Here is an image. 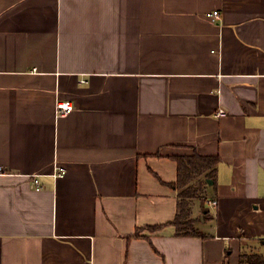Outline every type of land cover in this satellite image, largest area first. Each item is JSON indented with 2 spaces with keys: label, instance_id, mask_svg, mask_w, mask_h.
<instances>
[{
  "label": "crops",
  "instance_id": "0c3cea01",
  "mask_svg": "<svg viewBox=\"0 0 264 264\" xmlns=\"http://www.w3.org/2000/svg\"><path fill=\"white\" fill-rule=\"evenodd\" d=\"M58 98L73 110L56 116ZM194 153L220 159L182 234L173 157ZM252 254L264 256V0H0V264Z\"/></svg>",
  "mask_w": 264,
  "mask_h": 264
},
{
  "label": "trees",
  "instance_id": "16d2710c",
  "mask_svg": "<svg viewBox=\"0 0 264 264\" xmlns=\"http://www.w3.org/2000/svg\"><path fill=\"white\" fill-rule=\"evenodd\" d=\"M178 163V178L175 187L178 190L177 214L173 223L182 234L196 233L193 229L191 203L196 196L204 195V186L208 179L214 177L218 155H175ZM248 264H264V256L252 254L248 256ZM244 264V260H243Z\"/></svg>",
  "mask_w": 264,
  "mask_h": 264
},
{
  "label": "built area",
  "instance_id": "2783aa9c",
  "mask_svg": "<svg viewBox=\"0 0 264 264\" xmlns=\"http://www.w3.org/2000/svg\"><path fill=\"white\" fill-rule=\"evenodd\" d=\"M219 15H220V13L218 10H215L213 12V17L215 19L218 18ZM82 81H86V80L83 79ZM73 108H74V104L71 100L58 98L56 101V116L66 115L69 112H71L73 110ZM225 113H226V110L224 108H219L217 115L221 116ZM65 173H66L65 167L56 164L52 175L54 176V178H57V177L63 176ZM33 182L36 185V188H38V189L41 188V184H40L38 177H35ZM208 202H209L210 206H212V207H215L218 203V201L216 199H210Z\"/></svg>",
  "mask_w": 264,
  "mask_h": 264
}]
</instances>
